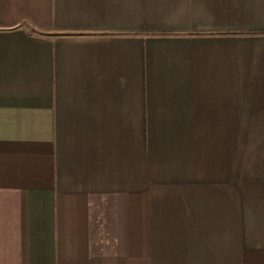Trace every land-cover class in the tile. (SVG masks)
Returning a JSON list of instances; mask_svg holds the SVG:
<instances>
[{
  "label": "crops",
  "instance_id": "0c3cea01",
  "mask_svg": "<svg viewBox=\"0 0 264 264\" xmlns=\"http://www.w3.org/2000/svg\"><path fill=\"white\" fill-rule=\"evenodd\" d=\"M234 135L264 137V0H0V264H264Z\"/></svg>",
  "mask_w": 264,
  "mask_h": 264
},
{
  "label": "rangeland",
  "instance_id": "374dc122",
  "mask_svg": "<svg viewBox=\"0 0 264 264\" xmlns=\"http://www.w3.org/2000/svg\"><path fill=\"white\" fill-rule=\"evenodd\" d=\"M232 138L231 144L234 145V171L235 176L236 175H245V166L247 163L245 162V159H248L245 149H249L248 145H262L264 143V137L259 136H237L234 135ZM234 139V140H233ZM258 154V153H257ZM261 159H263L264 155H261ZM256 166L254 167L255 172H261L264 173V170L262 171L263 164L256 163Z\"/></svg>",
  "mask_w": 264,
  "mask_h": 264
}]
</instances>
